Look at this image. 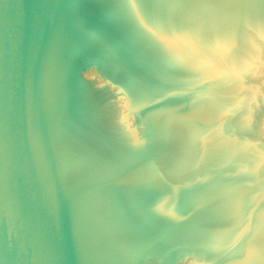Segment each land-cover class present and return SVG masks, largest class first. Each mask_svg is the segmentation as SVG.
<instances>
[{
    "label": "water",
    "instance_id": "water-1",
    "mask_svg": "<svg viewBox=\"0 0 264 264\" xmlns=\"http://www.w3.org/2000/svg\"><path fill=\"white\" fill-rule=\"evenodd\" d=\"M0 264H264V0H0Z\"/></svg>",
    "mask_w": 264,
    "mask_h": 264
}]
</instances>
